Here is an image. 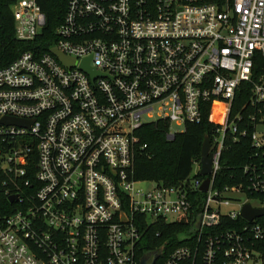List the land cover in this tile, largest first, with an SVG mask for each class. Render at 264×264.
Returning <instances> with one entry per match:
<instances>
[{"label": "built area", "instance_id": "built-area-1", "mask_svg": "<svg viewBox=\"0 0 264 264\" xmlns=\"http://www.w3.org/2000/svg\"><path fill=\"white\" fill-rule=\"evenodd\" d=\"M12 12L16 37L35 42L46 25L38 0ZM258 57L264 0H69L47 50L0 68V120L32 121L0 122V186L12 206L0 214V264H141L161 248L158 264H264V215L242 216L247 203L264 209ZM87 58L96 77L81 68ZM154 111L169 138L208 114L210 173L200 158L177 185L136 186L135 131ZM243 140L249 159L217 185L225 152ZM159 223L177 225L181 243L142 254Z\"/></svg>", "mask_w": 264, "mask_h": 264}, {"label": "trees", "instance_id": "trees-1", "mask_svg": "<svg viewBox=\"0 0 264 264\" xmlns=\"http://www.w3.org/2000/svg\"><path fill=\"white\" fill-rule=\"evenodd\" d=\"M16 1L0 0V68L11 63L26 50L34 48L47 50L55 41V30L63 21L69 2V0H38L46 15V25L35 42H26L16 37L12 12V6ZM256 66L264 67L263 57L256 59ZM246 97L245 94L239 93L234 107H240ZM212 126L213 123L206 113L201 123L188 122L184 132L177 133L173 139H170L167 121L159 119L144 123L135 131L139 141L135 148L134 178L141 181L154 180L166 186L177 185L191 174L195 161L201 158L203 141L205 136L211 134ZM251 152V146L245 140L234 144L231 150L225 152L223 162L225 161L226 171L222 177L220 176L221 181L217 182V185L230 181L227 179L230 172L228 169H241ZM11 207L4 189L0 186V214L9 213ZM179 229L177 225L157 224L145 234L142 254L156 250L166 241H171L174 246L180 244L177 239ZM158 230L161 231L159 236L156 235Z\"/></svg>", "mask_w": 264, "mask_h": 264}, {"label": "water", "instance_id": "water-1", "mask_svg": "<svg viewBox=\"0 0 264 264\" xmlns=\"http://www.w3.org/2000/svg\"><path fill=\"white\" fill-rule=\"evenodd\" d=\"M51 52L57 56L60 61L65 65V66H74L76 64V59L62 53L56 48H52ZM90 58H87L84 60L83 64L81 65V68L87 71L89 74H91L93 77H96L98 75V72L90 66L89 62ZM1 123L5 125L9 124H14L18 126H30L32 121H27L15 117H3L0 120ZM175 135H172L170 139H173ZM209 150H210V137L207 135L205 136V139L202 144V150H201V174H208L211 172L212 168V159L209 155ZM209 186V179L207 178L204 183L201 186V189L207 190ZM16 199V196H11L10 200L14 201ZM264 215V209H258V208H253L250 204H245L243 210H242V216H244L248 220H252L253 218L257 216ZM162 251V248L156 252L153 255V260L151 262L148 261V258H143L141 261V264H154V262L157 260V258L160 255V252Z\"/></svg>", "mask_w": 264, "mask_h": 264}, {"label": "rangeland", "instance_id": "rangeland-1", "mask_svg": "<svg viewBox=\"0 0 264 264\" xmlns=\"http://www.w3.org/2000/svg\"><path fill=\"white\" fill-rule=\"evenodd\" d=\"M157 118H159L158 114H157V111H154L150 115H147V114L143 115V120L145 122H150V121L156 120ZM182 128H183V126H177L176 124L172 125V129L173 130H181ZM196 171H197V167L195 166L194 167V171H193L191 176H193ZM136 186L139 187V188H142V189H150V188L155 186V183L153 181H150V180H144V181L137 182Z\"/></svg>", "mask_w": 264, "mask_h": 264}, {"label": "flooded vegetation", "instance_id": "flooded-vegetation-1", "mask_svg": "<svg viewBox=\"0 0 264 264\" xmlns=\"http://www.w3.org/2000/svg\"><path fill=\"white\" fill-rule=\"evenodd\" d=\"M156 253V251L155 252H151V253H149V255H147V257L146 258H150L151 257V254L152 255H154ZM152 260H149V262H151ZM154 264H158V261L156 262H154Z\"/></svg>", "mask_w": 264, "mask_h": 264}]
</instances>
